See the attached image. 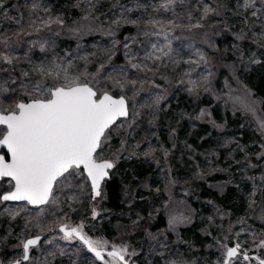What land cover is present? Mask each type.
I'll use <instances>...</instances> for the list:
<instances>
[{
	"label": "rangeland",
	"instance_id": "obj_1",
	"mask_svg": "<svg viewBox=\"0 0 264 264\" xmlns=\"http://www.w3.org/2000/svg\"><path fill=\"white\" fill-rule=\"evenodd\" d=\"M161 3L0 0V41L8 38L7 45L0 42V54L12 59L0 62V84L9 89L0 91V107L35 98L26 93L37 82H55L37 72L38 65L68 66L75 76L94 74L104 64L101 90L125 96L130 114L117 122L99 156L113 161L110 176L122 179L127 195L149 204L147 218L135 209L108 210L104 186L93 199L85 173L77 170L80 175L55 186V203L40 206L39 215L26 202H0V264L23 256V242L40 234L22 264H110L111 257L97 259L78 239H63L56 228L65 224H82L90 238L107 241L106 250L126 245L135 253L125 256L132 264H223L226 249L237 243L241 251L264 258V134L258 126V118L264 119V12L254 17L255 9L244 10L239 0H178L167 9ZM206 5L220 15L201 20ZM121 16L139 23L114 24ZM150 19L163 24H149ZM197 22L203 27L188 29ZM125 26L132 29L120 39ZM161 27L164 33L145 35ZM212 27L237 37L222 56L234 66L236 82L224 78L218 94L211 73ZM149 53L152 58L145 61ZM129 56L152 71L132 68ZM109 74L137 83L122 89L106 79ZM252 102L255 116L244 107ZM9 190L10 181L1 178L0 194ZM159 215L166 227L154 229ZM172 217L178 220L174 226ZM231 264L259 263L238 256Z\"/></svg>",
	"mask_w": 264,
	"mask_h": 264
},
{
	"label": "snow or ice",
	"instance_id": "obj_2",
	"mask_svg": "<svg viewBox=\"0 0 264 264\" xmlns=\"http://www.w3.org/2000/svg\"><path fill=\"white\" fill-rule=\"evenodd\" d=\"M177 2L178 0H162L160 7L167 9ZM179 2L183 3V0ZM259 3L264 5V0H259ZM256 4L257 0H239V6L244 10L255 9L251 12L254 17L258 12H264V7L256 8ZM210 14L220 15V12L206 5L201 20L206 19ZM191 18L189 14V20ZM55 22L60 23L59 18ZM121 22L133 25L139 23L138 20L123 16L113 21L117 25ZM148 23L163 24L162 21L152 19ZM168 23L174 24L173 21ZM180 26L175 24V27ZM187 27L191 30L201 28L203 24L190 23ZM164 32L165 29L161 27L154 33L146 31L145 35H159ZM260 39H264V33L260 34ZM0 42L7 45L8 38ZM124 47L129 46L126 43ZM152 48L157 49V46L153 44ZM163 54L167 55V53ZM128 58L130 63L135 59L131 56ZM151 58L152 53H149L144 60ZM155 59L158 60L160 57L156 56ZM0 62L11 64L12 59L0 54ZM131 67L152 71L144 62L131 63ZM104 68L105 65L101 64L94 74L85 72L70 76L68 66L61 68L60 65H55L54 68H46L43 64L38 65L35 70L47 77H54L55 82L51 86L37 82L32 92L26 93L35 98L27 102L18 101L10 108L0 107V126H2L0 127V147L7 149L4 155H0V178H8L10 181V190L0 194V202L24 201L38 208L39 215L44 211L40 208L41 205L55 203L53 195L55 186L63 184L69 177L80 175L81 173L77 171L80 169L86 173L91 182L93 199L101 195V184L108 176V170L114 167V163L108 159H101L99 150H102L108 141L109 134L117 125L119 118L129 116L125 96L117 98L109 91L101 90L99 77ZM60 72L64 73L63 77L60 76ZM106 79L113 80L114 86L122 89L129 83L133 87L137 83L136 80H121L112 74H109ZM191 83L196 82L191 81ZM0 91L7 93L9 89L0 84ZM238 101L239 98H234L233 102ZM254 104L255 102L245 103L244 107L255 116ZM120 126L123 127V125ZM258 126L264 134V119L258 118ZM95 215L94 211L93 218ZM177 222L176 217L169 220V224L173 226ZM60 231L64 234L63 239H78L89 252L94 253L97 259L103 258L101 254L107 241L90 238L84 233L82 224L75 227L61 225ZM40 239L37 236L23 242V256L21 260L14 261L13 264L28 261L30 248L37 245ZM261 245L264 246V241H261ZM239 249V243L235 247L227 248L223 264H231L232 258L237 256ZM107 255L111 257L110 264H128L125 256L135 255V253H129L126 245L114 244ZM243 258L249 259L246 254ZM259 264H264V259H260Z\"/></svg>",
	"mask_w": 264,
	"mask_h": 264
},
{
	"label": "trees",
	"instance_id": "obj_3",
	"mask_svg": "<svg viewBox=\"0 0 264 264\" xmlns=\"http://www.w3.org/2000/svg\"><path fill=\"white\" fill-rule=\"evenodd\" d=\"M131 27H123L117 36L122 39L126 31L131 30ZM209 33L211 38H213L214 43L211 44V49L213 53V61L211 73L213 76V89L218 94V92L223 90V79H227L235 83L236 79L233 75L234 66L227 65L226 62L222 59V56L229 50L233 49L237 43V37L233 32L227 30L215 29L214 27L210 28ZM123 50L121 48L118 51L119 60L123 59ZM235 59H233L234 61ZM264 94V93H263ZM221 95V94H220ZM125 119V118H124ZM104 200L103 205L106 209L111 211H126L130 209H135L141 212L144 215V218H147L149 204L146 199L133 198L130 195H127L124 183L121 178L117 176H110L105 180L104 184ZM154 229L165 228L166 219L163 215H159L158 219L155 221Z\"/></svg>",
	"mask_w": 264,
	"mask_h": 264
},
{
	"label": "water",
	"instance_id": "obj_4",
	"mask_svg": "<svg viewBox=\"0 0 264 264\" xmlns=\"http://www.w3.org/2000/svg\"><path fill=\"white\" fill-rule=\"evenodd\" d=\"M111 94V93H110ZM111 95H113V94H111ZM114 97H120V96H122V95H118V96H116V95H113ZM28 101V100H27ZM27 101H25V102H27ZM127 104H128V101H127ZM128 108H129V104H128ZM129 114H130V110H129ZM120 119H124V117H121V118H119V120ZM118 120V121H119ZM117 121V122H118ZM2 151V152H1ZM6 151H7V149L6 148H2V147H0V155H4L5 153H6ZM108 160H110V159H108ZM112 169H110V170H108V176L105 178V180L106 179H108L109 177H110V171H111ZM85 175H86V173H85ZM86 177H87V175H86ZM1 179V178H0ZM88 179V178H87ZM105 180L102 182V184H101V189H100V191L102 190V187H103V184H104V182H105ZM89 181V183H90V186H91V182H90V180H88ZM5 193V192H4ZM91 193H92V188H91ZM92 197H93V193H92ZM98 197V196H97ZM96 197V198H97ZM11 202H24V201H11ZM32 206V205H31ZM41 206H43V205H41ZM56 229H58L59 231H60V226L58 227V228H56ZM37 236H39L41 239L43 238V234H40V235H35V236H31V237H29L28 239H34L35 237H37ZM28 239H26L25 240V242L28 240ZM40 239V240H41ZM40 240H39V242H40ZM38 242V243H39ZM37 243V244H38ZM36 246V245H35ZM236 245H234V246H232V247H235ZM34 247V246H33ZM86 247V246H85ZM32 248V247H31ZM30 248V249H31ZM87 249V248H86ZM88 250V249H87ZM109 251H111V249H109V250H106V249H104L103 251H102V257H104V255H107V253L109 252ZM92 253V252H91ZM93 255H94V253H92ZM247 255L248 257H249V259H252V260H254V261H256L257 263H259V260L260 259H264V258H260V257H258L256 254H253V253H246V252H243V251H241L240 249H239V251H238V254H237V256L236 257H238V256H241L242 258L244 257V255ZM29 255H30V251H29ZM95 256V255H94ZM96 257V256H95ZM236 257H233V258H236ZM21 258H22V256L21 257H19V258H17L15 261H17V260H21ZM226 258V257H225ZM232 258V259H233ZM128 261V260H127ZM14 262V261H13ZM13 262L11 263V264H13ZM22 262H25V261H22ZM128 264H132V263H130L129 261H128Z\"/></svg>",
	"mask_w": 264,
	"mask_h": 264
}]
</instances>
